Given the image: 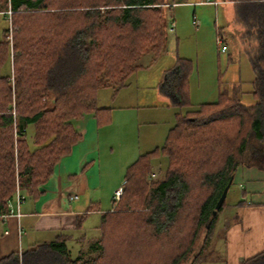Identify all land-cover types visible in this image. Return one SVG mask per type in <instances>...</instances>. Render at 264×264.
<instances>
[{"label":"trees","instance_id":"obj_1","mask_svg":"<svg viewBox=\"0 0 264 264\" xmlns=\"http://www.w3.org/2000/svg\"><path fill=\"white\" fill-rule=\"evenodd\" d=\"M226 1L255 73L256 102L244 104L241 86L220 80L218 99L191 103V70L181 62L182 101L164 144L127 168L111 210L91 206L78 218L83 231L99 213L96 235L61 233L0 264H199L226 205L213 216L224 188L249 154H264V0ZM179 4L0 0V218L17 186L27 199L44 195L41 188L81 140L76 121L89 114L99 126L110 124L115 108L99 105L100 92L117 96L166 53L169 12ZM71 242L81 244L75 256ZM241 264H264V252Z\"/></svg>","mask_w":264,"mask_h":264},{"label":"crops","instance_id":"obj_2","mask_svg":"<svg viewBox=\"0 0 264 264\" xmlns=\"http://www.w3.org/2000/svg\"><path fill=\"white\" fill-rule=\"evenodd\" d=\"M177 75L175 69L172 75L175 80L170 82L168 78L164 84L171 88L168 96L175 106L182 101ZM119 108L112 111L110 124L104 126L98 125L94 115L76 121L81 140L73 147L71 154L60 161L49 182L41 188L44 195L38 201L26 198L20 208V219L10 218L6 222L9 231H5L8 232L5 235H9V232L17 234L22 230L29 249L45 242L39 241L42 235L55 234L56 237L61 233L74 235L82 232L76 230L78 218L86 214L91 206L102 211L112 209L109 208V197L113 192L116 195L120 189L117 185L127 168L140 155L162 146L174 126L161 133L164 140L160 145L161 138L156 141L151 139L157 135L154 130L157 125L148 123V118L143 115L150 110ZM177 111L178 108L175 114ZM143 130L152 135L145 137L144 134L145 145L142 147ZM112 178L118 183L108 186V180ZM231 191V200L220 213L216 229L221 230L230 223L225 232L224 264H241L264 252V154L252 152L248 155L246 164L239 167L234 176L228 196ZM92 217L99 218V213H92L88 219Z\"/></svg>","mask_w":264,"mask_h":264},{"label":"rangeland","instance_id":"obj_3","mask_svg":"<svg viewBox=\"0 0 264 264\" xmlns=\"http://www.w3.org/2000/svg\"><path fill=\"white\" fill-rule=\"evenodd\" d=\"M170 1L183 4L175 6L169 12L166 53L152 67L135 73L129 79L128 87L123 88L116 97H113L114 93L111 89H104L99 94V105L101 107L110 106L115 109L123 107L124 110H150L148 113H143V115L144 118H148V123L153 122V125H157V129H154L157 135L151 139L156 141L161 138L160 145L164 143L161 133L175 124V110L178 108V106L172 104L171 98L168 96L171 88L164 84L168 78L170 82L173 81L174 77L172 75L175 69L178 71L177 80L183 77L181 62L184 67H188L189 64L191 70L189 75V97L191 103L198 104L218 99L220 80L224 87L239 84L243 92L242 102L244 104L251 105L256 102V97L253 94L255 73L241 41V27L234 23L233 3L226 0ZM10 11L7 12L9 21H11L12 15L9 14ZM4 28L5 20L0 17V37ZM9 40L12 43L11 35ZM223 46L227 47L226 52L222 51ZM144 63L147 64V61H144ZM178 83L180 86V82ZM145 130L142 131L141 135L142 147L145 145L144 134H146L145 137L148 135L151 137L152 135V133H146ZM160 130L162 131L160 132ZM30 133H33V128L29 129V136ZM143 150L146 151L145 148ZM111 183L115 185L118 182L112 178L108 180V186ZM123 183L124 177L117 187L122 189ZM19 189L17 186L15 196L8 203V207L10 203L14 204L15 212H10L5 219H0V258L13 252H23L21 251L22 249L30 247L26 244L27 238L25 233L22 235V230L17 234L9 232V235H5L8 234L5 231H9V228L5 226L6 222L10 218L20 219L21 217L19 213L22 204L18 206L16 199ZM232 191L226 199L225 206L231 200ZM20 194L26 198L21 192ZM114 196L115 192L109 197V208L114 207L117 202ZM101 207L104 208L103 204ZM229 224L228 222L226 224L228 226L223 227L221 230L215 227L213 238L202 254L199 264L225 263V232ZM98 225L99 218L92 217L88 219L85 229L82 232L74 233V235L80 237V235L85 234L88 237H94L97 232L94 227ZM34 237L35 235L33 234V242L35 240ZM54 239L55 234H46L42 235L39 241H52ZM69 247L75 256L81 249V244L71 242Z\"/></svg>","mask_w":264,"mask_h":264},{"label":"water","instance_id":"obj_4","mask_svg":"<svg viewBox=\"0 0 264 264\" xmlns=\"http://www.w3.org/2000/svg\"><path fill=\"white\" fill-rule=\"evenodd\" d=\"M233 181H234V176L231 177L230 181L228 182L227 186L224 188L216 206H215V210L213 211V216H216L217 213L219 212V210L222 208L223 204L225 203L226 199H227V196H228V193L231 189V186L233 184ZM210 225H211V221L207 224V229L210 228Z\"/></svg>","mask_w":264,"mask_h":264},{"label":"built area","instance_id":"obj_5","mask_svg":"<svg viewBox=\"0 0 264 264\" xmlns=\"http://www.w3.org/2000/svg\"><path fill=\"white\" fill-rule=\"evenodd\" d=\"M9 14H12V12L10 11ZM195 24H196V23H195ZM222 51H223V52H226V51H227V47L223 46ZM121 195H122V189H119V190L117 191V193H116L114 199H115L116 201H119ZM76 198H77V197H76ZM16 199H17V205L20 206V205L25 201L26 198H25L24 196H21L20 191H18V192H17V195H16ZM15 210H16V208H14V204H13V203H10V204H9V213H10V212H11V213H14ZM18 212H19V211H18ZM19 214H20V213H19ZM6 217H7V216L4 215V216H2L0 219H5Z\"/></svg>","mask_w":264,"mask_h":264}]
</instances>
